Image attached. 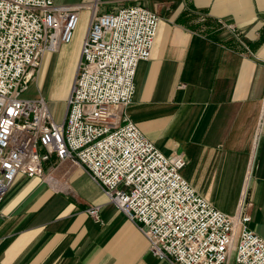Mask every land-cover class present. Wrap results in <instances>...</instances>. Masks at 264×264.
I'll return each mask as SVG.
<instances>
[{"label": "crops", "instance_id": "crops-1", "mask_svg": "<svg viewBox=\"0 0 264 264\" xmlns=\"http://www.w3.org/2000/svg\"><path fill=\"white\" fill-rule=\"evenodd\" d=\"M126 4L160 20L135 98L121 112L163 154L185 158L182 175L201 196L229 216L248 214L264 239V0ZM82 14L72 42L43 56L36 83L51 101L67 104L71 93L90 21ZM95 205L101 222L87 212ZM0 210V264H172L69 160L18 176Z\"/></svg>", "mask_w": 264, "mask_h": 264}, {"label": "built area", "instance_id": "built-area-1", "mask_svg": "<svg viewBox=\"0 0 264 264\" xmlns=\"http://www.w3.org/2000/svg\"><path fill=\"white\" fill-rule=\"evenodd\" d=\"M92 0H0V205L18 176H42L44 163L69 160L97 182L143 233L150 251L172 264H264V239L248 214L232 217L183 177L182 155L166 156L121 112L135 76L151 57L160 17L128 4ZM89 4V5H87ZM90 10L67 108L55 120L45 97L24 94L45 53L69 44ZM100 205L88 214L101 222ZM3 219L0 210V222Z\"/></svg>", "mask_w": 264, "mask_h": 264}, {"label": "rangeland", "instance_id": "rangeland-1", "mask_svg": "<svg viewBox=\"0 0 264 264\" xmlns=\"http://www.w3.org/2000/svg\"><path fill=\"white\" fill-rule=\"evenodd\" d=\"M76 1H80V2H90L91 0H76ZM57 2L58 3H70L71 0H63V1L62 0H57ZM126 3L127 2H125V3H122V2H118V3L117 2H114L112 4H105V5H103L101 7V12H106L108 10L115 9L116 7L122 6L124 4L125 5H128ZM89 11L90 10H88V9H86L84 11L85 12L84 24H85V22H88V17L90 16V14H89L90 12ZM82 16H83V14H82ZM42 61H43V59L41 60L40 67H39V69H37V71L35 73V76H34L32 82L30 84V87H29L28 91L24 94V97H27V98H37V97H40L41 96L42 91L40 90V88L37 85L36 81H37V79L39 77L40 69H41V66H42ZM76 70H77V67L75 68V73H76ZM59 73H60V75H59L58 79H60V77L63 76V73L61 75L60 70H59ZM61 79H62V77H61ZM73 81L74 80L71 79V81H70V83H69V85L67 87L68 92H71V90H72L73 83H74ZM45 82H46L45 83V87L47 85L49 86V84L51 82V78L48 77ZM61 83H62L61 81H58V83H57V86L60 87V90H61V88L63 86V84H61ZM68 94H70V93H68ZM42 97H44V96H42ZM46 99L50 102V108H51V111H52V114H53L55 120L58 121V122L59 121L62 122L64 120V116H65V113H66L67 104L66 103H63V102H60V101H51V98L50 97H48ZM229 264H234V255H232V259H231V261H230Z\"/></svg>", "mask_w": 264, "mask_h": 264}, {"label": "bare ground", "instance_id": "bare-ground-1", "mask_svg": "<svg viewBox=\"0 0 264 264\" xmlns=\"http://www.w3.org/2000/svg\"><path fill=\"white\" fill-rule=\"evenodd\" d=\"M88 5V4H87ZM61 80V79H60ZM59 89V88H58Z\"/></svg>", "mask_w": 264, "mask_h": 264}]
</instances>
